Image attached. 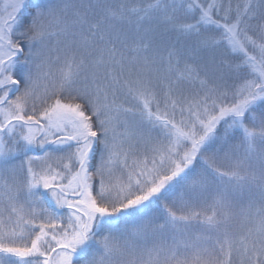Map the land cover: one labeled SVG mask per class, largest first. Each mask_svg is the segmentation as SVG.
Returning <instances> with one entry per match:
<instances>
[{"label":"snow or ice","instance_id":"6c2138e0","mask_svg":"<svg viewBox=\"0 0 264 264\" xmlns=\"http://www.w3.org/2000/svg\"><path fill=\"white\" fill-rule=\"evenodd\" d=\"M0 264H264V0H2Z\"/></svg>","mask_w":264,"mask_h":264},{"label":"rangeland","instance_id":"374dc122","mask_svg":"<svg viewBox=\"0 0 264 264\" xmlns=\"http://www.w3.org/2000/svg\"><path fill=\"white\" fill-rule=\"evenodd\" d=\"M0 3H2V0H0Z\"/></svg>","mask_w":264,"mask_h":264}]
</instances>
